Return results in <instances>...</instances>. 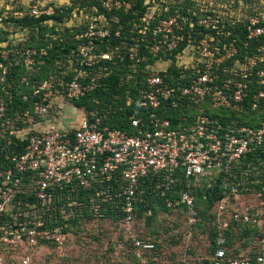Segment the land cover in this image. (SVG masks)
I'll return each mask as SVG.
<instances>
[{"label": "built area", "instance_id": "1", "mask_svg": "<svg viewBox=\"0 0 264 264\" xmlns=\"http://www.w3.org/2000/svg\"><path fill=\"white\" fill-rule=\"evenodd\" d=\"M254 6L253 11L245 13L248 6L243 8V0L0 3V27L8 33L0 44V221H14L0 224V264H36L35 257L42 248H62L71 233L65 232L63 226H46L41 211L49 210L55 197L65 191H86L111 181L118 184L113 194L115 229L126 243L124 249L133 259L131 264H264L262 193L241 194L238 184L227 182L246 155L256 150L264 153V119L248 126L237 118L252 84L259 89L251 95L250 109L264 113V0H255ZM68 10L62 22L52 18ZM140 12L128 23L129 32L138 35L135 41L144 44L153 57L176 52V67L181 69L177 80L187 79V83L173 85L164 81L161 73L166 72L171 60L158 57L156 65H168L156 72L151 68L155 64L146 66L138 103L141 111L129 118L128 133L104 125L94 111L77 108L73 102L97 85L106 62L116 57L135 63L145 59L137 55V45L128 50L101 49L112 37L120 38L118 14ZM25 19L53 27L56 34L45 36L60 43L73 42L74 48L69 50L71 58L65 71L32 82V96L39 99L35 105L11 118L1 96L6 62L10 55L15 57V64L20 63L31 75L36 65L43 64L39 58L46 55V48H18L28 40L29 32L27 28H16L13 21ZM240 22L244 24V46L255 42L257 47L256 53L242 61L236 58L235 40L229 38L232 26ZM114 25L117 29L111 32ZM64 29L72 36L62 38L58 32ZM180 47L183 48L179 50ZM188 53H192L191 65L178 63ZM187 70H192L193 75H188ZM91 71L94 74L89 83L83 82ZM69 73L72 78L65 79ZM21 82L28 84L25 76ZM172 98L175 107L185 100L194 108V112L181 115L177 128L161 113L163 102ZM70 108L82 115L75 124L63 126L64 113ZM158 176L161 183L157 187L169 217L176 218L181 210L189 226L198 220L195 189L204 185L209 188L215 179L222 178L224 196L212 209L219 233L205 253L188 246L179 251L175 246L158 245L141 236L136 220L137 188L141 180ZM99 194L104 195V201L112 198L106 192ZM239 195H254L256 199L241 203ZM29 199L34 200L33 205ZM74 204L70 201L67 205ZM92 209L96 212L99 205ZM72 212L61 209L65 219ZM17 220L21 222L15 223ZM230 223L239 224L242 230L246 226L256 229L255 237L245 247L242 243L233 246L238 253L234 257L230 256L233 249L228 247L224 234Z\"/></svg>", "mask_w": 264, "mask_h": 264}, {"label": "trees", "instance_id": "2", "mask_svg": "<svg viewBox=\"0 0 264 264\" xmlns=\"http://www.w3.org/2000/svg\"><path fill=\"white\" fill-rule=\"evenodd\" d=\"M255 0H243V8L245 13L253 11ZM140 6V2L138 4ZM236 6H238L236 4ZM254 7V8H253ZM69 10L59 13L52 17L56 22H62L64 16H68ZM141 15L137 14H118L121 28H120V38L112 37L110 41L102 45L101 49L107 50L114 49L116 47L124 48L128 50L132 45H137V55L139 57H145L144 60L139 63H135L128 58L121 60L120 58H114L111 62H106L104 75L98 79L97 85L90 90V92L82 97L81 99L74 101L73 105L77 108L83 107L85 111H94L97 116L102 117V123L109 126L110 128L124 130L128 133L131 132L129 128V118L132 115H138L140 113V108L138 103L141 100V93L144 90L143 81L145 79V69L148 65H154L161 57L164 60H171L170 66L167 68L166 72H162L161 75L166 83H174L173 85H182L187 83V79L178 81L177 77L180 76L181 69L176 67V59L173 52L172 55L159 53L157 57H153L148 53V49L140 41L136 42L134 38H137L136 33H130L129 22L133 18H137ZM44 20V19H42ZM16 28H27L28 29V40L20 43L18 48H46V55L40 57L39 59L43 61V64L35 67V72L31 75L26 73L24 67L19 63H16L15 57L10 55L7 64V76L6 82L4 84V92H1V96L4 100L5 105L8 109V114L12 118L15 116L16 112L22 113L25 109H31L33 105L39 100L37 97L32 96L31 84L33 81L37 80L41 82L47 79L51 75H56L65 71L68 67V59L71 58L69 50L74 48V44L60 43L59 40H52L50 37H46L45 33L56 34L53 27H45L39 24L38 20H14ZM117 26L114 25L111 32H114ZM231 34L229 38L235 40L236 58L243 60L245 56H251L256 53V43L251 42L244 46L245 41V30L244 24L242 22L236 23L232 26ZM62 38H68L72 36L68 30L64 29L63 32H58ZM8 33L5 32L0 27V44L7 39ZM126 37V39H125ZM186 37V35H185ZM131 38H133L131 40ZM199 38V37H198ZM124 42V45L122 43ZM185 46V45H183ZM183 47H180L181 50ZM2 48L0 47V50ZM75 60V59H74ZM91 71L89 77L85 78L83 82L89 83L92 74ZM188 75H193L192 70H187ZM26 77L28 84L21 82L22 77ZM72 73L67 74L65 79H71ZM259 88L254 84L251 85L250 96L245 100L243 104L242 112L238 113V120L241 124L248 126H255V124L260 120L264 119V113L260 110L252 111L250 109L251 95L256 92ZM24 97L26 100H23ZM163 108L161 113L165 117L172 121L173 127H178L179 119L182 114L194 112V108L191 103L183 100L178 106H173V98L168 101L163 102ZM236 115V114H232ZM18 150V148H17ZM260 161H264V153L260 150H256L254 153H249L243 158L238 165L233 169L232 176L229 177V183L238 184V189L241 194L247 193H262V198L264 199V166L260 164ZM257 169V171H255ZM161 183V176L158 177H147L140 181L137 194L138 201L136 204V220L144 219L145 225L149 227L151 221L156 215L162 214L165 217H169L170 213L165 209L163 204V197L160 195V188L157 187ZM118 184L116 181H111L105 183L102 186H95L90 190H78L75 193L69 194L66 191L55 197L54 202L50 205L49 210L42 212L43 219L45 220L46 226L52 228L56 226H63L65 232H70L73 235L74 230L79 228L85 222L91 221H109L116 224L117 218H115L114 212V198L113 194L117 192ZM106 192L111 195V199L107 197L104 201V195L98 193ZM223 181L222 178L215 179L212 185L208 188L205 185L202 187H197L195 189V205L198 212V223L189 228L195 231L201 221H211L212 224L208 232L209 246L212 247L215 243V239L219 233L216 225L215 217L213 215V207L215 204L221 200L224 196L223 194ZM58 194V193H57ZM70 197L68 199V197ZM70 201H75L76 204L68 207ZM29 204L33 205L34 200L29 199ZM93 205H99V209L94 212L92 209ZM61 209L66 212L72 210V215L69 218H64L61 213ZM16 212V211H15ZM181 210L179 211V216L181 217ZM170 218V217H169ZM13 223L14 221L8 219L4 221L1 219L0 224L3 223ZM20 220L15 221V223H20ZM233 227H236L237 232L235 233ZM145 234L147 236H145ZM225 237L228 242V247L233 249L236 245V241L239 238H245L246 243L242 245L245 247L256 235V229L253 227H247L242 230L241 226L236 223H230V227L224 232ZM141 236L144 239L150 240L155 244H160L159 241L154 239V235L146 232L142 233ZM123 249H121V255L124 256L127 261L120 264H131L133 259L124 249L126 243H124ZM237 253L233 249V253L230 254L231 257Z\"/></svg>", "mask_w": 264, "mask_h": 264}, {"label": "rangeland", "instance_id": "3", "mask_svg": "<svg viewBox=\"0 0 264 264\" xmlns=\"http://www.w3.org/2000/svg\"><path fill=\"white\" fill-rule=\"evenodd\" d=\"M3 3V0H0ZM77 22V21H75ZM192 53L185 54L179 60L181 65H191ZM157 63H155L156 65ZM153 71L162 70L167 67V63H160ZM159 66V67H158ZM149 70V68H147ZM82 115L80 112H73V108L67 109L64 113L62 125L68 123L75 124L77 118ZM264 166V164H263ZM257 171V169H255ZM254 195H239L237 200L243 202H255ZM198 221V220H197ZM193 225H196L198 222ZM211 221H201L192 231L185 217L177 219L167 218L162 214H158L151 221L149 227L145 225L144 219L138 220V230L140 233L149 232L154 235V239L164 246H175L179 251L183 247L201 248L205 253L206 247L209 246L208 230L211 227ZM192 225V226H193ZM236 230V227H233ZM145 236H147L145 234ZM240 243L245 244V238H239L236 241V247ZM125 245L123 238L116 232L115 225L109 221H91L83 223L79 228L74 230L73 235L67 239L62 248H42L38 251L36 264H120L126 262L127 259L121 255V247ZM237 253H234L236 255Z\"/></svg>", "mask_w": 264, "mask_h": 264}]
</instances>
